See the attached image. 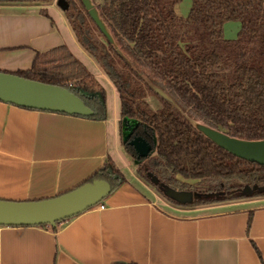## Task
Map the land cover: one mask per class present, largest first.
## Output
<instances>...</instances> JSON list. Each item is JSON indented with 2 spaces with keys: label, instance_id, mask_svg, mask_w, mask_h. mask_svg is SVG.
<instances>
[{
  "label": "trees",
  "instance_id": "trees-1",
  "mask_svg": "<svg viewBox=\"0 0 264 264\" xmlns=\"http://www.w3.org/2000/svg\"><path fill=\"white\" fill-rule=\"evenodd\" d=\"M179 1L106 0L98 12L113 42L81 0L0 3L39 4L46 15V5L59 6L79 45L115 87L120 135L122 118L130 117L139 122L138 134L151 143L155 139L153 152L137 160L135 172L166 201L194 207L264 196V164L221 147L195 122L238 138H264V0H191L185 15L175 11ZM231 19L240 25L230 38L223 24ZM13 72L66 86L92 107L89 117L106 116L103 85L64 43L37 51L29 68ZM149 93L160 107L149 105ZM94 178L107 179L113 188L126 181L110 155L84 181ZM171 190L190 195L180 200Z\"/></svg>",
  "mask_w": 264,
  "mask_h": 264
},
{
  "label": "crops",
  "instance_id": "crops-1",
  "mask_svg": "<svg viewBox=\"0 0 264 264\" xmlns=\"http://www.w3.org/2000/svg\"><path fill=\"white\" fill-rule=\"evenodd\" d=\"M41 6L0 3V69H27L37 51L63 43L83 50L62 10L52 2L46 15ZM116 115L0 100V198L52 196L84 181L108 155L116 162ZM156 198L127 178L103 208L93 205L55 229L0 225V264H264V196L194 207L164 202L169 208Z\"/></svg>",
  "mask_w": 264,
  "mask_h": 264
},
{
  "label": "water",
  "instance_id": "water-1",
  "mask_svg": "<svg viewBox=\"0 0 264 264\" xmlns=\"http://www.w3.org/2000/svg\"><path fill=\"white\" fill-rule=\"evenodd\" d=\"M90 16L102 33L113 42V38L98 9L91 0H81ZM165 98H172L155 87ZM0 100L26 108L48 110L89 117L94 110L85 100L66 86L44 82L19 75L13 71L0 69ZM134 118L121 120L122 141L130 145L138 159L150 155L154 150L155 139L151 143L140 134H133L138 126ZM196 126L218 145L241 158L264 164V138L243 139L203 123ZM113 185L104 178H94L76 185L61 193L36 199L0 198V225H42L55 227L57 223L72 217L83 210L101 203L112 191ZM180 200L189 197L186 191L171 190Z\"/></svg>",
  "mask_w": 264,
  "mask_h": 264
},
{
  "label": "rangeland",
  "instance_id": "rangeland-1",
  "mask_svg": "<svg viewBox=\"0 0 264 264\" xmlns=\"http://www.w3.org/2000/svg\"><path fill=\"white\" fill-rule=\"evenodd\" d=\"M94 4V6L98 9L101 8L103 3L106 0H91ZM55 6L57 4L53 2ZM191 4V0H181L177 6V9L179 13L185 14ZM59 8V6H57ZM60 9V8H59ZM239 21L238 20H227L223 24L224 28V34L226 37H233L236 35L237 30L239 29ZM81 47V46H80ZM75 50V49H74ZM76 56H78L84 64L87 66V68L96 76V78L100 81V83L103 85L105 89V97H106V108H105V113L107 114V117L112 120L117 114V130H116V142L114 144L115 146V152L113 156H115L116 162L118 167L120 168L121 171H123L124 176L126 179L128 178L129 180L134 181L137 185H139L142 189H144L149 196L152 198H156L162 207H168L165 198L160 195L156 190L147 184L142 178H140L136 172V163H135V157L131 156L129 152L127 151V148H125L124 143L121 140V135L119 133L118 129V119H119V108H120V103H119V98L118 94L115 90V87L113 86L112 82L109 80V78L102 72L101 68L97 64V62L89 55L87 54L84 50L79 51H73ZM146 100L148 101L149 105L155 109L161 106V102L157 96L154 94H147L145 96ZM172 98V97H171ZM196 123H203L202 121L196 119ZM205 124V123H203ZM128 145V144H127ZM128 149H131L132 147L128 145ZM115 162V163H116ZM188 192V191H186ZM189 193V192H188ZM190 195V193H189ZM168 204H171L170 202L167 201ZM169 208V207H168Z\"/></svg>",
  "mask_w": 264,
  "mask_h": 264
},
{
  "label": "built area",
  "instance_id": "built-area-1",
  "mask_svg": "<svg viewBox=\"0 0 264 264\" xmlns=\"http://www.w3.org/2000/svg\"><path fill=\"white\" fill-rule=\"evenodd\" d=\"M69 84H71V83H69ZM98 206H99V208H103L104 207V204L99 203Z\"/></svg>",
  "mask_w": 264,
  "mask_h": 264
},
{
  "label": "flooded vegetation",
  "instance_id": "flooded-vegetation-1",
  "mask_svg": "<svg viewBox=\"0 0 264 264\" xmlns=\"http://www.w3.org/2000/svg\"><path fill=\"white\" fill-rule=\"evenodd\" d=\"M135 129H136V128H135ZM135 134H138V132H137L136 130H134V132H133V134L131 135V137L134 136ZM134 154H135V152H134Z\"/></svg>",
  "mask_w": 264,
  "mask_h": 264
}]
</instances>
